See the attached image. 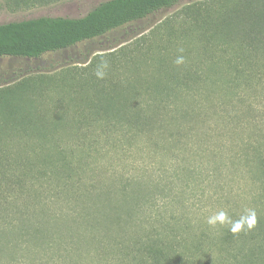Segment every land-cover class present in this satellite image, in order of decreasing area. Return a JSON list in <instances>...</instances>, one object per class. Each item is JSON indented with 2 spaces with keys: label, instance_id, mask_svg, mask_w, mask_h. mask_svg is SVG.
<instances>
[{
  "label": "rangeland",
  "instance_id": "rangeland-1",
  "mask_svg": "<svg viewBox=\"0 0 264 264\" xmlns=\"http://www.w3.org/2000/svg\"><path fill=\"white\" fill-rule=\"evenodd\" d=\"M101 1L0 0V23L78 17ZM223 1L178 0L64 50L0 57V226L10 219L16 226L0 231V264H85L107 190L122 184L142 190L124 208L112 198L126 230L149 228L135 227V218L192 212L193 232L204 229L217 259L218 225L232 226L233 217L249 210L260 215L259 189L242 154L249 141L264 143V89L244 94L249 100L240 105L230 103L238 99L233 93L192 81L202 97L181 137L175 102L165 107L166 95L175 97V76L195 75L216 53L199 41L212 25L199 15L222 9ZM163 107L171 123H157ZM220 212L227 220L209 224ZM31 227L41 231L26 235ZM60 254L65 260L52 261Z\"/></svg>",
  "mask_w": 264,
  "mask_h": 264
},
{
  "label": "trees",
  "instance_id": "trees-1",
  "mask_svg": "<svg viewBox=\"0 0 264 264\" xmlns=\"http://www.w3.org/2000/svg\"><path fill=\"white\" fill-rule=\"evenodd\" d=\"M177 2L104 0L78 17L38 16L0 23V57L38 58L48 52L64 50ZM221 8L206 9L204 14L199 15L201 21L212 22L210 28H203L199 33L201 45L216 51L210 56L212 60L206 66L199 67L195 75L186 72L175 76V97L170 92L166 95L165 107L175 102V134L178 137L182 136L187 117L195 115V106L202 97L201 92L192 89V81L201 87L214 85L224 95L233 93L232 96L238 99L234 102L230 100V103L240 105L249 100L244 98V94H250L258 86L264 89V0H224ZM205 71L220 76H202ZM183 99L189 102L182 105ZM162 109L157 123H171V116L164 117L167 111L164 107ZM259 141L244 144L242 155L247 159L248 168L253 170L248 171V179L259 189L254 199L255 203H260V215L256 216L253 228L248 229L245 224L236 233L231 231L232 226L218 225L216 237L221 250L220 259L210 255L211 242L204 229L198 228L199 232H193L192 212L171 213L167 218L161 217L160 213L150 214L146 219L135 218V227L139 222H147L149 228L126 230L118 220L123 213L113 206L115 203L121 208L128 206L133 198L140 196L142 190H128L122 184L119 189L107 190L108 207L97 221L95 246L87 251L85 264H264V143ZM116 195L119 201L114 203L112 198ZM243 213L242 216L246 214ZM242 216L233 217L231 224ZM82 218H87L85 212H82ZM6 222L8 225L0 226L2 233H5L4 228H16L11 219ZM39 231L31 227L30 231L25 230L24 233L33 235ZM240 236L243 238L241 242L238 239ZM244 240L246 244L242 243ZM63 256L60 254L52 261L56 263Z\"/></svg>",
  "mask_w": 264,
  "mask_h": 264
},
{
  "label": "clouds",
  "instance_id": "clouds-1",
  "mask_svg": "<svg viewBox=\"0 0 264 264\" xmlns=\"http://www.w3.org/2000/svg\"><path fill=\"white\" fill-rule=\"evenodd\" d=\"M182 58H178L177 63H181ZM101 68H107L108 67V62L106 60L101 61ZM95 75L103 79L105 76V72L98 69L95 73ZM227 220V214L224 212H220L217 215L210 217L208 220L209 224H215L217 222L224 223ZM245 224L247 225L248 229H251L255 226L256 224V214L254 210H249L248 215L246 217H241L239 221H236L235 223L232 224L231 231L233 233L239 232Z\"/></svg>",
  "mask_w": 264,
  "mask_h": 264
}]
</instances>
